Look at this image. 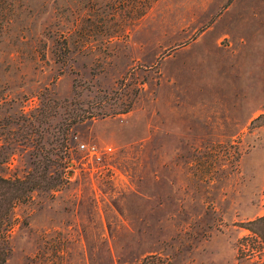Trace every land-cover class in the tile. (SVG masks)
Wrapping results in <instances>:
<instances>
[{
    "label": "rangeland",
    "instance_id": "1",
    "mask_svg": "<svg viewBox=\"0 0 264 264\" xmlns=\"http://www.w3.org/2000/svg\"><path fill=\"white\" fill-rule=\"evenodd\" d=\"M44 93L65 184L16 207L6 264H264V0H0V173Z\"/></svg>",
    "mask_w": 264,
    "mask_h": 264
},
{
    "label": "trees",
    "instance_id": "2",
    "mask_svg": "<svg viewBox=\"0 0 264 264\" xmlns=\"http://www.w3.org/2000/svg\"><path fill=\"white\" fill-rule=\"evenodd\" d=\"M39 103L40 106L36 108L39 110L40 118L38 115H28L21 123H17L28 128L27 135L29 136L32 133L34 124L37 123L42 128V133L38 140L39 143L34 146L33 155L32 153L30 154L32 157L30 167L22 175H18L16 172L10 175L0 173V264L7 263L12 250L10 230L16 221L14 217L16 207L27 203L35 191H56L63 188L65 184L63 168L67 164L66 147L64 144L57 143L56 127L51 125L50 118H56L55 113L59 115V108L62 107H66L65 111L67 112L72 111L73 109H68L72 102L67 101L62 105H56L53 99L49 101L48 93H44ZM53 110L55 112L54 115L52 113ZM258 119H264V112L253 119V121ZM72 120H75V114ZM62 126H64L63 123L59 127L62 128ZM42 134H47L48 138L51 137L52 139H49L50 141H47V143H42L44 137ZM16 148V146L11 147L12 150L8 158L15 153ZM8 158L5 156L0 157V166L6 163ZM257 222H264V215L250 221L251 224ZM258 235H260L261 241L264 243V232L260 231ZM33 260L29 259L23 264H34L32 262H36V259Z\"/></svg>",
    "mask_w": 264,
    "mask_h": 264
},
{
    "label": "built area",
    "instance_id": "3",
    "mask_svg": "<svg viewBox=\"0 0 264 264\" xmlns=\"http://www.w3.org/2000/svg\"><path fill=\"white\" fill-rule=\"evenodd\" d=\"M79 148L94 159H100L101 157V150H99L94 144L80 143Z\"/></svg>",
    "mask_w": 264,
    "mask_h": 264
}]
</instances>
